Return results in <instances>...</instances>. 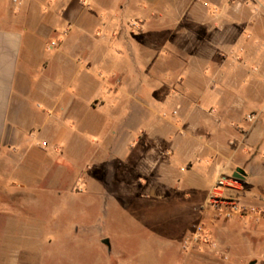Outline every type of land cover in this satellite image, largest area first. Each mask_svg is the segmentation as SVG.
Listing matches in <instances>:
<instances>
[{"label":"crops","instance_id":"1","mask_svg":"<svg viewBox=\"0 0 264 264\" xmlns=\"http://www.w3.org/2000/svg\"><path fill=\"white\" fill-rule=\"evenodd\" d=\"M17 1L13 0L17 12L9 14L7 23L0 22V175L30 182L25 171L18 170L24 155L10 150L26 151L40 142L46 128L57 136L61 130H80L86 125L85 130L99 129L102 121L112 120L114 137L108 149L112 159L134 154L146 158L145 178L134 184L135 188H143L155 200L174 190L183 208L193 209L201 218L216 179H233L247 163L235 146L240 140L232 136L233 129L248 126L244 118L248 98L258 103L262 95L230 85L232 73L243 62L264 65V50L242 35L252 30L256 38L264 37V0H257L263 9L252 20L247 11L235 14L232 0ZM200 1H207L208 8ZM237 16L242 17L238 26L242 31L235 39L231 18ZM132 20L144 27L143 43L128 39V22ZM189 23L206 26L210 35L206 42L199 41L197 48L192 46L196 51L187 57L182 53L183 34L193 30ZM163 33L175 36L161 39L158 45L152 36ZM55 34L63 36L57 49L45 43L40 46L41 39L46 42ZM247 43L255 49L254 56L244 52ZM157 48L162 49L159 55ZM45 49L64 59L59 61L57 73L44 60L45 77L37 83L32 74L40 62V51ZM137 51H143L141 57L136 56ZM233 51L238 52L237 58L231 56ZM140 63L143 71L138 68ZM159 65L170 75L164 79L152 76L151 70ZM143 72L157 80L155 88L161 89L147 92L153 98L149 102L125 107L126 97H137L133 80ZM208 83H213L212 87H206ZM102 97L114 99L107 111L113 116L106 117L102 107L91 105ZM37 100L44 105H36ZM86 135L93 137L92 133ZM82 178L84 190L100 189L95 175ZM241 190L225 189L223 194L243 201L246 198ZM153 241L160 244L161 237ZM203 254L187 252L185 263L200 264Z\"/></svg>","mask_w":264,"mask_h":264},{"label":"rangeland","instance_id":"2","mask_svg":"<svg viewBox=\"0 0 264 264\" xmlns=\"http://www.w3.org/2000/svg\"><path fill=\"white\" fill-rule=\"evenodd\" d=\"M198 3L208 8L207 1ZM230 4L235 14L247 11L250 20L263 9L257 0H232ZM16 9L13 0H0V22L7 23L9 14L17 12ZM241 19L239 16L231 18L236 28L235 39L242 31L238 27ZM188 25L193 30L183 34L182 53L187 57L196 51L192 46H197L199 41L206 42L210 35L206 26ZM128 27L129 41L143 43V25L132 20ZM242 35L248 43L264 50V37L256 38L252 30H245ZM174 36V33H163L152 37L160 45L161 39ZM62 37V34H55L46 42L41 39L39 44L41 47L44 43L54 45L57 49ZM243 48L245 53L254 56L256 51L249 44ZM155 51L159 55L162 49ZM142 52L137 51L136 56L141 57ZM231 54L239 56L235 51ZM38 59L40 62L37 61L32 74L37 83L45 77L42 66L46 62L52 64L57 73L59 61L64 57L45 49L40 51ZM140 65L138 68L143 71V64ZM164 69V65H159L151 74L164 79L166 74L170 75L165 74ZM232 79L230 87L233 89L249 94L258 91L262 95L258 103L253 97L248 98L244 113L248 126L233 129L232 136L240 140L235 146L247 162L243 167L246 172L242 170L246 179L233 178L246 199H235L249 206H264L261 196L264 191V65L243 62L232 73ZM133 81L137 97H126L125 107H139L143 100L153 99L148 96L149 91L161 89H156L159 82L149 79L144 72L137 73ZM212 85L208 83L206 87ZM158 99L160 97H155ZM113 101L112 97H102L96 102L92 100L91 105L102 107L103 115L110 117L113 114L107 111ZM37 104L44 105L40 101ZM177 114L174 111L173 115ZM100 124L99 129L85 130L86 125L80 130H61L57 136L46 128L40 142L26 151L11 148V153L24 155L18 170H24L30 182L11 178L8 174L0 175V264H187V252L182 250V243L199 224H204L213 234L218 249L227 250L230 255V260L225 262L210 250H198L205 253L200 264H250L254 261L264 264V223L239 221L238 218L216 221L221 219L214 218L209 208L204 209L200 218L193 209L183 208L180 195L174 190H169L162 200L151 198L143 188L134 186L145 178L142 173L147 165L146 158L134 157V154L113 160L112 152L108 151L114 137L112 120ZM86 133H92L93 137L85 136ZM57 147L61 150L55 151ZM85 174L95 175L100 189L84 190L82 176ZM157 237H161L160 244L153 241ZM105 240L110 247L103 244Z\"/></svg>","mask_w":264,"mask_h":264},{"label":"built area","instance_id":"3","mask_svg":"<svg viewBox=\"0 0 264 264\" xmlns=\"http://www.w3.org/2000/svg\"><path fill=\"white\" fill-rule=\"evenodd\" d=\"M15 3H19L14 0ZM253 120V119H250ZM238 181L229 179L225 176H219L210 192L205 208L211 210V214L216 221H233V219H241L239 221H254L264 223V206L254 207L238 202L234 197L225 196V189L236 190ZM243 219V220H242ZM182 249L185 252H193L198 250H210L216 253L220 259L225 262L230 260V255L226 251L218 249L217 242L213 234L206 228L204 224H199L182 243Z\"/></svg>","mask_w":264,"mask_h":264},{"label":"water","instance_id":"4","mask_svg":"<svg viewBox=\"0 0 264 264\" xmlns=\"http://www.w3.org/2000/svg\"><path fill=\"white\" fill-rule=\"evenodd\" d=\"M233 178L237 179V180H245L246 179V176H245V173L242 171V170H237L233 176ZM103 244L107 245L108 247H110V243L108 240H105L103 242ZM250 264H256V262H252Z\"/></svg>","mask_w":264,"mask_h":264}]
</instances>
